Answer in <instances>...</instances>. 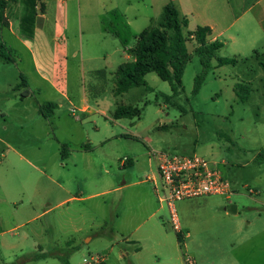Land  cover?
<instances>
[{
  "label": "rangeland",
  "instance_id": "374dc122",
  "mask_svg": "<svg viewBox=\"0 0 264 264\" xmlns=\"http://www.w3.org/2000/svg\"><path fill=\"white\" fill-rule=\"evenodd\" d=\"M65 4L67 26L62 40L69 50L66 84L54 80L55 88L35 71L29 51L33 45L23 44L0 24V42L4 39L12 46L7 50L12 60L0 58V113L9 111L5 119L0 115V136L20 148L30 161L29 166H4L9 172L14 168L17 185L11 194L16 204L10 210L15 213L9 217L14 227L40 213L39 219L27 226L44 227L41 238L37 237L42 248L35 247L31 237L22 249L18 246L3 252L7 263L22 264L40 255L42 249L70 260L82 258L83 253L102 255L111 244L117 249L126 232L141 223L135 233L144 238L154 222H143L155 206L151 197L157 200L150 178L157 175L158 161L153 152L167 151L196 153L223 162L220 168L233 193L229 197L208 195L176 201L181 233L173 229L164 205V215L159 219L166 237L160 236L161 243L154 248L140 240L137 245L144 248L142 253L160 261L181 260L182 264L185 259L196 264H264V161L257 160L264 151V38L256 43L258 54L252 45L240 40L243 53L226 45L215 51L207 67L197 52L199 43L189 40L183 91L175 98L176 104L157 97L158 92L173 91L155 72L145 75L153 90L138 86L115 95L116 71L126 61L125 44L115 39L121 50L110 56L107 53L112 51V44H100L99 51L87 59L93 51L89 48L91 38L82 36L79 28L88 3L65 0ZM141 23L140 29L148 26L144 20ZM135 44L136 37L131 36L126 45ZM221 58L235 61L221 65ZM56 67L62 68L59 64ZM203 72L200 89L194 93L195 77ZM42 74L48 75L44 70ZM22 76L26 86L21 83ZM238 85L249 87L246 100L239 98ZM83 95L92 111L76 109L73 113L72 105L78 108ZM48 101L63 107L45 119L37 115L35 107ZM25 104L30 107L29 117L19 114ZM121 104L139 108L140 114L115 119L113 112ZM107 135L115 136L107 139ZM87 143L93 148L88 161L82 158V147ZM126 159L132 164H125ZM20 180L25 193L17 188ZM73 196L77 198H70ZM64 198H70L68 203L58 204ZM21 201L24 204L15 211ZM10 210L6 207V212ZM76 227L81 230L75 232ZM86 237L91 240L86 242ZM154 238L159 240L157 234ZM48 239L52 244L43 245ZM67 239L72 242H65Z\"/></svg>",
  "mask_w": 264,
  "mask_h": 264
},
{
  "label": "crops",
  "instance_id": "0c3cea01",
  "mask_svg": "<svg viewBox=\"0 0 264 264\" xmlns=\"http://www.w3.org/2000/svg\"><path fill=\"white\" fill-rule=\"evenodd\" d=\"M58 1L7 0L4 14L9 24L8 26H3L0 23L12 35L19 38L23 44L31 43L33 45V48H29V51L32 56L35 71L52 87L56 86L54 80L66 84V62L69 56L67 44L62 40L64 38L65 27L67 26V8L65 0L62 3H58ZM86 1L88 4L83 12L85 14V21L81 23L79 29L82 36L87 35L91 38L89 48L91 47L93 51L87 54V59L91 58L95 51H99L100 44L103 43H110L113 46L112 51L107 53L108 56L120 51L121 48L118 44H115V39H118L121 45L122 43L125 44L124 49L127 52L125 54L126 61L132 59L131 49L134 46H127V42L131 36L136 37L137 42L139 33L146 28L140 29L142 25L141 21L148 22V26H150L154 20L160 17L164 6L168 3H175L180 13L188 17V27L192 28V31L198 26H209L212 30L208 36L209 42L220 41L223 43L222 47L226 45L231 46L237 53H243L239 47L240 44H244L240 40H244L247 44L252 45V50L258 54L259 49L255 46L259 45H256V43L262 42V38H264V0H124L123 4H119V0ZM2 40L0 43L5 44L11 50L12 46L4 39ZM72 55H76V52ZM57 64L62 66L60 70L56 67ZM42 69L46 71L47 76L42 74ZM78 102V108L72 105L70 109L73 113L76 109L81 113H89L92 111L88 98L85 95L81 96ZM22 103H24V100ZM71 103L70 101L69 104ZM42 104L44 103H38L35 110L37 115H41L45 119L54 117L57 114V110L63 107L62 103H55L56 107L52 115L44 117L40 113ZM22 108L19 114L22 117H29L30 107L25 104ZM8 112H1L0 115L5 119ZM57 116L60 118L59 115ZM75 116L77 120L80 119V116ZM110 137L107 135L106 138L108 139ZM0 143V150H2L0 151V206H3L2 210L0 209V264H8V260L4 259L3 252L17 248L18 246L22 249L23 244L30 240L31 237L35 238L33 243L35 247H43L37 237L41 238L44 233V227L31 229L27 226L31 221L39 219L40 213H34L32 217L20 221L12 227L9 214L15 213L10 209L16 203L11 198V194L17 185L13 180L14 168L12 167V172H9V168L4 166H29L30 161L20 148L6 142L1 136ZM86 145L90 146L88 143L84 144L82 147V158L88 161L93 148L90 146V149H86ZM132 162V160L128 159L124 163L132 164ZM17 184L19 185L17 188H22V193H25L24 182L20 180ZM156 197L160 204H158L157 200L155 201L154 197H151V201H153L155 206L148 212L147 217L143 221L146 223L152 219L154 220L147 227L144 233L145 237H138L135 233L142 223L138 224L135 229H130L126 232L128 235L123 239V243L119 244L117 249L115 248L116 245L111 244L110 247L103 250L102 256L104 258V264H182L180 262L181 260L178 263L172 261L171 258L165 261L151 258L148 255H144L142 253L144 248L137 245V242L140 240H145L154 248L157 244L159 245L161 243V237H163L162 239L166 237V230L163 228L159 219V215H164L161 212L164 204L159 201L157 194ZM70 198L77 197L73 196ZM70 198L61 199L58 204L63 205L68 203ZM27 200L29 204H32L29 196H27ZM23 204L24 201H21L13 209L17 211V206ZM6 207L10 210L9 212H6ZM20 228L25 229H22L20 232H14V230ZM80 230L81 228H74L75 232ZM155 234L158 235L159 240L154 238ZM178 237L180 241L183 240L180 235ZM85 240L89 242L91 237H86ZM70 241L71 239L65 240L68 243ZM52 242L51 239H48L44 240L42 244L48 245L52 244ZM45 252L42 249L41 253ZM58 255V253H52L46 256H35L27 259L22 264H63ZM94 256L83 253L82 258L76 260H70L69 258V262L70 264H95ZM141 258H143L142 261H139ZM186 260L185 264H196L194 261Z\"/></svg>",
  "mask_w": 264,
  "mask_h": 264
},
{
  "label": "trees",
  "instance_id": "16d2710c",
  "mask_svg": "<svg viewBox=\"0 0 264 264\" xmlns=\"http://www.w3.org/2000/svg\"><path fill=\"white\" fill-rule=\"evenodd\" d=\"M7 0H0V23L8 26L9 22L5 16ZM189 19L180 13L175 3H168L164 6L160 17L153 23L143 29L138 37L135 46L131 49L132 59L123 62L116 71V87L114 94L119 95L127 92L133 87L145 86L146 89L153 88L148 85L145 75L149 72H155L162 80L168 81L172 88V94L158 92L157 97H162L166 103L176 104L175 98L183 91L182 76L183 67L189 58L187 42L195 39L199 43L197 52L201 55L204 66H208L210 58L215 51L223 46L220 41L209 42L208 36L212 30L209 26H198L194 31H187ZM10 49L0 43V58L5 61L12 60ZM8 53V55H7ZM234 59L221 58L219 64L232 63ZM264 67V63L262 62ZM205 72L195 77L194 93H197L202 84ZM22 85H27L22 76ZM238 96L241 100H246L249 95L247 85H238ZM28 92V91H27ZM56 104L54 102H45L40 108V113L44 117L52 115ZM140 114V109L133 105H117L113 112L115 119L124 117H133ZM66 146H64L65 148ZM90 149V146H85ZM258 161H264V151L257 156ZM126 162L128 159L125 160ZM50 254L40 253L38 256ZM36 256V257H38ZM63 264H70L68 256L63 258L58 255Z\"/></svg>",
  "mask_w": 264,
  "mask_h": 264
},
{
  "label": "built area",
  "instance_id": "2783aa9c",
  "mask_svg": "<svg viewBox=\"0 0 264 264\" xmlns=\"http://www.w3.org/2000/svg\"><path fill=\"white\" fill-rule=\"evenodd\" d=\"M157 175L150 178L158 199L169 211V221L175 231L182 232L175 202L208 195L228 196L233 193L230 180L223 174L220 163L199 154L154 151ZM95 264H104L101 254H95Z\"/></svg>",
  "mask_w": 264,
  "mask_h": 264
},
{
  "label": "water",
  "instance_id": "95a60500",
  "mask_svg": "<svg viewBox=\"0 0 264 264\" xmlns=\"http://www.w3.org/2000/svg\"><path fill=\"white\" fill-rule=\"evenodd\" d=\"M233 209L236 210V206H233Z\"/></svg>",
  "mask_w": 264,
  "mask_h": 264
}]
</instances>
